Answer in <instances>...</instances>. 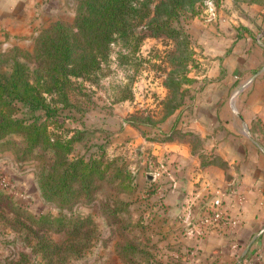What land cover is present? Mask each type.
<instances>
[{"label":"crops","instance_id":"1","mask_svg":"<svg viewBox=\"0 0 264 264\" xmlns=\"http://www.w3.org/2000/svg\"><path fill=\"white\" fill-rule=\"evenodd\" d=\"M47 1L0 0V44L35 38L49 22ZM233 4L189 19L192 80L161 122L174 134L152 142L170 169L146 174L158 186L149 212L159 218L158 246L175 247L183 264H264V6ZM216 192L235 222L201 233L197 220Z\"/></svg>","mask_w":264,"mask_h":264},{"label":"rangeland","instance_id":"2","mask_svg":"<svg viewBox=\"0 0 264 264\" xmlns=\"http://www.w3.org/2000/svg\"><path fill=\"white\" fill-rule=\"evenodd\" d=\"M232 1L238 5L264 6V0ZM47 2L50 8L45 14L49 22L45 27L57 20L72 23L77 0ZM205 6V0L197 2V14L204 13ZM243 12L246 11L243 9ZM191 17L188 11L181 15L183 29L187 30ZM34 43V37L13 45L3 41L0 57L4 58L13 46L32 53ZM188 46V40L183 36L152 35L144 30L138 40L131 37L126 42L118 39L112 43L109 56L96 74L77 81V89L71 99L76 103L74 105L85 111L82 113L74 108L71 112L73 116L60 123V131L65 133L78 127L84 129L82 139L74 142L73 154L99 153L101 147L106 158H114L130 173L129 188L121 190L110 181H105L90 201L75 203L71 209L62 210L67 215L73 212L91 219L84 227L88 232L79 250L65 248L69 240L67 228H39L30 222L25 214L57 215L59 208L41 197L37 182L38 160L27 155L23 157L19 150L22 146L20 136H12L19 147L11 143L0 145V187L5 188L20 206L18 214L0 206V264H147L145 259L148 254L155 253L158 257L161 251L165 264H183L181 257L173 256L175 247L164 244L158 254L152 248L154 244L158 246V241L164 237L157 235L159 218H155L156 215L151 214L148 208L156 204V199L148 193L157 189V182L146 180V174L161 176L170 169L161 166L167 154L152 152V142L171 137L175 132L169 129L171 122L161 123L163 114L168 105L187 95L188 87L184 80L180 89L167 88L164 82H169L168 75L187 72L188 66L184 65L189 63V59L188 56L182 59V55H188ZM22 111L18 114L22 115ZM130 118L139 124L129 123ZM167 130H170L168 134L165 133ZM4 183L7 185L3 186ZM136 222L141 225L150 223L151 227L143 233L135 227ZM53 243L60 245V249L45 256L46 246ZM142 244L151 248L147 251ZM129 245H136L138 250L129 249ZM153 260L150 259V262L153 263Z\"/></svg>","mask_w":264,"mask_h":264},{"label":"trees","instance_id":"3","mask_svg":"<svg viewBox=\"0 0 264 264\" xmlns=\"http://www.w3.org/2000/svg\"><path fill=\"white\" fill-rule=\"evenodd\" d=\"M200 1L77 0L72 23L57 20L44 27L34 38L32 53L13 46L4 58L0 57V145L11 143L19 147L12 136H20L22 146L19 150L23 157L37 158V182L41 197L55 203L59 212L57 215H31L26 212L25 215L39 228H67L69 240L65 248L79 250L88 232L84 227L91 219L89 216L74 215L73 212L67 215L62 212L63 209L90 201L99 185L105 181H110L121 190L130 186L129 171L118 165L114 158H106L101 147L99 153L73 154L74 142L82 139L84 129L78 127L66 133L60 131V123L71 118L72 109L78 108L71 99L77 89V81L96 74L109 56L112 43L118 39L126 42L131 37L138 40L143 31L148 30L152 35L187 38L188 55H182V59L185 60L187 56L189 59V63L184 65L188 66L187 72L168 75L169 82H164L167 88L180 89L183 82L192 80L188 72L194 60L189 34L180 25V17L186 11L192 16L196 15V4ZM210 1L214 6L219 3L218 0ZM183 101L184 97L168 105L163 119ZM78 110L82 113L85 111ZM20 111L22 115L18 114ZM128 122L139 124L132 118ZM0 206L15 214L20 210L12 195L3 187H0ZM135 227L145 233L151 225L136 222ZM142 245L147 251L151 248ZM46 247L45 256L60 249L56 243ZM152 248L158 254L160 247L154 244ZM129 249L138 250L136 245H129ZM148 255L145 259L147 264L166 263L161 254L158 257L155 253ZM155 258H158L156 262L153 260Z\"/></svg>","mask_w":264,"mask_h":264},{"label":"built area","instance_id":"4","mask_svg":"<svg viewBox=\"0 0 264 264\" xmlns=\"http://www.w3.org/2000/svg\"><path fill=\"white\" fill-rule=\"evenodd\" d=\"M207 7H214V5L211 3L210 0H205ZM3 186H6L7 184H2ZM210 208L207 212H205L202 216H200L197 220V230L202 232H205L210 227L215 226H228L229 224H232L234 221L230 220L227 217L223 195L220 192H216V195L211 197L210 200ZM264 231V227L259 230V233H262Z\"/></svg>","mask_w":264,"mask_h":264},{"label":"water","instance_id":"5","mask_svg":"<svg viewBox=\"0 0 264 264\" xmlns=\"http://www.w3.org/2000/svg\"><path fill=\"white\" fill-rule=\"evenodd\" d=\"M210 10H211V13H213V7H211ZM148 176L151 177L152 175H149V174H148Z\"/></svg>","mask_w":264,"mask_h":264}]
</instances>
